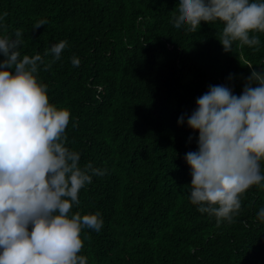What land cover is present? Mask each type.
Masks as SVG:
<instances>
[{
	"label": "trees",
	"instance_id": "trees-1",
	"mask_svg": "<svg viewBox=\"0 0 264 264\" xmlns=\"http://www.w3.org/2000/svg\"><path fill=\"white\" fill-rule=\"evenodd\" d=\"M178 3L0 0L6 34L23 29L21 55H43L68 41L40 78L49 102L75 118L76 127L70 119L66 129L67 146L81 153V166L92 162L108 170L80 191L71 209L99 211L104 219L99 233L82 230L81 238H89L78 255L88 264H264V223L256 219L264 189H249L235 222L216 227L215 217L189 200L192 169L185 155L197 150L199 133L186 121L178 124L209 85L242 93L248 65L264 68V33H256L258 51L237 43L226 53L216 38L222 24L202 22L195 33L173 26ZM40 19L48 24L33 32Z\"/></svg>",
	"mask_w": 264,
	"mask_h": 264
},
{
	"label": "clouds",
	"instance_id": "clouds-1",
	"mask_svg": "<svg viewBox=\"0 0 264 264\" xmlns=\"http://www.w3.org/2000/svg\"><path fill=\"white\" fill-rule=\"evenodd\" d=\"M6 15L0 16V264H88L87 256L78 255L89 238H81L82 230L99 233L104 219L99 211L81 215L71 209L79 205L80 191L108 170L92 162L81 166V153L67 146L66 129L70 119L76 127L75 118L49 102L40 78L41 70L62 58L68 41L43 55H21L23 29L7 35ZM202 22L223 25L216 38L226 53L237 43L258 51L264 0H179L171 20L176 29L195 33ZM47 24L36 21L33 32ZM70 59L79 67L78 57ZM248 67L239 96L227 85H209L191 114L178 119L199 133L197 150L185 155L192 169L189 200L215 217L216 227L235 222L249 189H264V68ZM256 219L264 223V207Z\"/></svg>",
	"mask_w": 264,
	"mask_h": 264
}]
</instances>
